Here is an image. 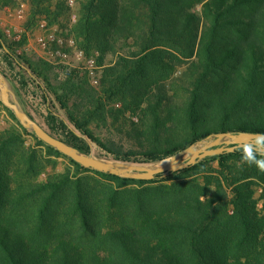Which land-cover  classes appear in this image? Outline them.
Segmentation results:
<instances>
[{
    "label": "trees",
    "instance_id": "1",
    "mask_svg": "<svg viewBox=\"0 0 264 264\" xmlns=\"http://www.w3.org/2000/svg\"><path fill=\"white\" fill-rule=\"evenodd\" d=\"M79 2L74 31L88 54L101 52L104 70L100 90L84 80L62 85L64 95L51 87L68 116L50 113L53 135L87 153L84 136L104 146L89 124L111 103L145 118L135 128L151 146L141 159L115 155L126 162H160L215 133H264V0ZM67 4L31 0L29 23L57 20ZM109 54L116 59L106 64ZM28 64L44 74L42 63ZM178 67L186 100L173 106L168 81ZM6 110L16 125L0 131V264H264V171L242 160V148L165 177L124 178L84 167ZM47 155L70 165L40 180Z\"/></svg>",
    "mask_w": 264,
    "mask_h": 264
},
{
    "label": "rangeland",
    "instance_id": "2",
    "mask_svg": "<svg viewBox=\"0 0 264 264\" xmlns=\"http://www.w3.org/2000/svg\"><path fill=\"white\" fill-rule=\"evenodd\" d=\"M74 0L73 5L67 0V6L64 13L57 19L50 22L46 17H39L30 22L31 17V0H14L8 5L0 3V71L8 80L13 92L21 103L22 107L48 131L47 117L50 113L56 114L58 117L65 118L68 116L65 110L60 106L54 91L51 87H58V93L64 95L65 90L60 87L66 83L73 81H85L89 86L100 90L102 74L104 66H99L98 58L101 55L99 50H92L88 54L81 47V38L77 37L74 31L75 25L80 17V2ZM56 3V1H54ZM197 11H201L202 4L195 6ZM53 30L65 39L73 37L76 41V49L84 52L83 56L77 54L74 48L67 49V56L58 54L49 55L44 53L35 42V35ZM8 45L13 48L16 55L23 56L28 62L34 65L43 64L42 76L36 77L31 71V65L21 59L22 66L18 65L7 57V53L2 45ZM94 59L96 64V72L100 77L99 84H94L88 70V63ZM116 59L113 54H109L106 64ZM183 67H178L172 74L171 80L168 81V88L173 100L171 105L176 106L184 103L186 95L178 88L181 82L178 79ZM76 98H70L69 104L72 105ZM186 100V99H185ZM2 102L0 93V131L12 128L16 125V121L10 116L6 110V105ZM82 107L84 103H81ZM121 103H111L107 106V111L101 113L94 121L89 124L90 130L94 136L99 138L104 146L98 145L95 141L85 137L86 141L91 145V152L94 156L107 159L118 160L116 154L131 153L133 159L143 158L142 152L151 146L150 140L145 141L138 134L137 128L143 124L145 118L140 110L134 111L130 109H121ZM121 109V110H120ZM82 111H84L82 109ZM82 117V114H81ZM144 119V120H143ZM138 124V126H135ZM175 138L180 139L183 132L180 127L174 125ZM31 131V130H30ZM58 135L65 137L66 134L61 128ZM51 133V131H49ZM27 144L35 145L37 140L30 134L26 135ZM203 138L201 140H204ZM45 152L47 148L41 147ZM41 149V150H42ZM122 158H125L121 156ZM170 157V156H169ZM167 157L166 159H168ZM47 170L40 176V180H45L50 174L64 171L70 165L69 160L62 156L47 155ZM123 161V160H119ZM126 162V161H123ZM139 164L135 162H130ZM156 163H148L141 165H155Z\"/></svg>",
    "mask_w": 264,
    "mask_h": 264
},
{
    "label": "water",
    "instance_id": "3",
    "mask_svg": "<svg viewBox=\"0 0 264 264\" xmlns=\"http://www.w3.org/2000/svg\"><path fill=\"white\" fill-rule=\"evenodd\" d=\"M0 93L2 102L16 115L20 123L31 130L48 145L69 156L84 167L111 173L124 178L152 180L157 175L164 177L194 165L201 160L225 152H233L245 144L253 143L257 133L249 131H226L211 134L188 147L174 153L155 165H141L119 160H107L87 153L76 146L50 133L42 124L34 119L21 105L8 80L0 71Z\"/></svg>",
    "mask_w": 264,
    "mask_h": 264
},
{
    "label": "built area",
    "instance_id": "4",
    "mask_svg": "<svg viewBox=\"0 0 264 264\" xmlns=\"http://www.w3.org/2000/svg\"><path fill=\"white\" fill-rule=\"evenodd\" d=\"M74 0H70V4L73 5ZM35 42L39 48L49 55L58 54L60 56H67L66 50L74 48L80 56H83L84 52L76 49V41L73 37L65 39L64 37L58 35L57 32L53 30L46 31L44 33H38L35 35ZM88 70L94 84H99L100 77L96 72L95 60L92 59L88 63Z\"/></svg>",
    "mask_w": 264,
    "mask_h": 264
},
{
    "label": "clouds",
    "instance_id": "5",
    "mask_svg": "<svg viewBox=\"0 0 264 264\" xmlns=\"http://www.w3.org/2000/svg\"><path fill=\"white\" fill-rule=\"evenodd\" d=\"M241 158L249 165L264 171V133H257L253 143L242 147Z\"/></svg>",
    "mask_w": 264,
    "mask_h": 264
}]
</instances>
